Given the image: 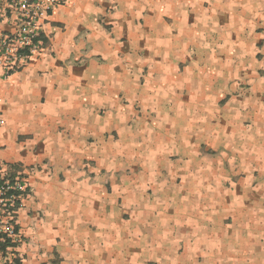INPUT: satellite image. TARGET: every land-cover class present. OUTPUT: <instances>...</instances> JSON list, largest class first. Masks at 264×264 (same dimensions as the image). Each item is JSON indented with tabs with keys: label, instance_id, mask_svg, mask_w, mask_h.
I'll return each instance as SVG.
<instances>
[{
	"label": "crops",
	"instance_id": "1",
	"mask_svg": "<svg viewBox=\"0 0 264 264\" xmlns=\"http://www.w3.org/2000/svg\"><path fill=\"white\" fill-rule=\"evenodd\" d=\"M43 34L0 70L5 261L264 264V0H65Z\"/></svg>",
	"mask_w": 264,
	"mask_h": 264
},
{
	"label": "built area",
	"instance_id": "2",
	"mask_svg": "<svg viewBox=\"0 0 264 264\" xmlns=\"http://www.w3.org/2000/svg\"><path fill=\"white\" fill-rule=\"evenodd\" d=\"M64 2L65 0H0V19L13 23L11 30L0 35V70L4 78L26 66L46 48L44 25L50 21L55 8ZM3 123L0 110V126ZM26 188L27 185L18 178L14 167L0 159V247L8 240L12 243L22 240L20 231H16V203L25 196ZM13 248L12 244L7 245L5 254L0 250V261L6 263Z\"/></svg>",
	"mask_w": 264,
	"mask_h": 264
},
{
	"label": "trees",
	"instance_id": "3",
	"mask_svg": "<svg viewBox=\"0 0 264 264\" xmlns=\"http://www.w3.org/2000/svg\"><path fill=\"white\" fill-rule=\"evenodd\" d=\"M43 37H44V36H43ZM44 42H46L45 39H44ZM29 191H30V188L27 186V188H26V192H24V194L26 195ZM20 207H21V199H19V200L17 201V203H16V208H20ZM16 231H19V225H18V224H17V226H16ZM10 244H12V246L15 247L18 243H12V242H10V241L8 240L6 244L1 245L0 250L3 252V254H5V252H6V246H7V245H10ZM14 262H15V264H19V261H14ZM13 264H14V263H13Z\"/></svg>",
	"mask_w": 264,
	"mask_h": 264
}]
</instances>
